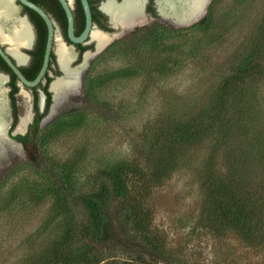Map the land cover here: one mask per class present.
I'll use <instances>...</instances> for the list:
<instances>
[{
  "label": "trees",
  "instance_id": "obj_1",
  "mask_svg": "<svg viewBox=\"0 0 264 264\" xmlns=\"http://www.w3.org/2000/svg\"><path fill=\"white\" fill-rule=\"evenodd\" d=\"M219 19L212 3L199 22L181 30L212 34ZM157 23L148 25L147 32L137 29L130 39H148L166 55L163 76L175 57L165 35L180 30ZM253 35L233 56L230 71L202 90L201 101L192 99L183 110H161L152 132L142 137L137 157L104 170L94 187L73 194L66 182L75 170L65 169L53 204L62 210L60 233L40 261L29 264H185L181 257L186 254L203 264H264V20ZM102 82L99 74H89V93L107 88ZM16 92H11L14 126ZM45 94L44 111L35 104L32 127L37 131L52 105L48 85ZM68 124L66 119L54 122L46 136H59ZM28 138L30 134L23 137ZM185 165H196L201 200L191 231L177 238L156 222L154 194ZM69 199L82 214L80 227L70 214Z\"/></svg>",
  "mask_w": 264,
  "mask_h": 264
},
{
  "label": "rangeland",
  "instance_id": "obj_2",
  "mask_svg": "<svg viewBox=\"0 0 264 264\" xmlns=\"http://www.w3.org/2000/svg\"><path fill=\"white\" fill-rule=\"evenodd\" d=\"M212 3L221 17L212 34L193 35L168 21L156 22L180 30L179 34L165 35L175 57L163 76L160 66L166 55H160L148 39H130L136 29L129 31L93 53L90 65L82 73V87L68 93L50 121L30 134L25 150H7L4 156L11 152L12 159L5 173L0 171V264L40 261L46 245L55 241L60 233L62 210L53 204L61 193L58 180L66 177L65 169L75 170L66 182L71 194L94 187L104 170L141 154V139L152 132L161 110L168 113L175 106L183 110L190 100L201 101L202 90L214 86L221 75L230 71L233 56L264 20V0ZM148 27L138 29L147 32ZM93 72L102 77V87L108 88L93 92L96 95L89 93L86 86L87 77ZM145 90L147 94L141 96ZM17 98L21 115L24 99ZM65 119L71 124L59 136H46L54 122ZM195 166L177 169L154 194L156 222L177 238L191 231L200 204ZM69 201L70 214L80 227L82 214ZM181 259L185 264L204 263L189 254Z\"/></svg>",
  "mask_w": 264,
  "mask_h": 264
},
{
  "label": "flooded vegetation",
  "instance_id": "obj_3",
  "mask_svg": "<svg viewBox=\"0 0 264 264\" xmlns=\"http://www.w3.org/2000/svg\"><path fill=\"white\" fill-rule=\"evenodd\" d=\"M11 1L13 2L14 6L17 7L18 15L21 18L26 19L30 27V30H31L30 42H28L26 45L22 47H17L18 48L17 51L23 56L22 61L20 62L13 55V53L12 52L11 53L14 56V61L19 64V68L21 72L23 73V75L26 77V79H28L29 81H34L36 77L38 76L42 68L43 62H44L45 52L44 54H42V49L44 48V45H45V50H46L48 34H49L48 24H47V21L37 11L30 8L28 5L23 4L20 0H11ZM28 1L40 7L50 18L53 24V27H54V44H53L54 46H53V52L51 55L49 69L47 73L45 74L43 80L35 87H29L25 84L22 86L20 84L21 81L19 77L13 72V70L8 66V64L5 62V60L0 55V75L5 78L3 82V87L6 89L5 97H6L7 107H8L7 108L8 109V112H7L8 122L4 130V139L6 140V142L4 143L0 142V150H2V155H0V157L2 158L0 160V171L2 173H5V168L7 167V164H9L10 160L12 159L11 152H8L5 156L4 154L7 152V150L11 151L15 149V150H20V152L21 150H25L26 148L25 144L27 142V139H23V137L27 136L28 134H32V132L35 131V129H33L32 127L37 117V112L35 110V104L37 102L40 108V111L41 112L44 111L46 101H47V96L45 94V88L47 87V85L50 87L51 82L57 76L62 75L61 70H60L61 67L59 64L58 53H57L59 44L65 47L72 48L71 46H68L70 43H72V41L69 38V34H68L69 17H68V14L61 0H28ZM65 1L67 2L71 10V13H72L75 36L79 37L84 32L86 28V24H87V17H86V12L84 9L83 2L82 0H65ZM107 1L108 0H88L90 8H91V13H92V29L89 33L88 40L85 41V43L74 44L75 50L73 48L72 49L75 53V56L76 57L78 56V58L76 59L75 57L74 61L70 65L71 68H75L77 64L81 63L82 60L80 62L78 61L80 58L83 59L84 53L86 51L92 50L95 47V45H96L95 48L97 50V42L94 38V35L96 33L99 34L100 36H103V37L105 36L104 38L109 40L108 38L109 36H107L105 33L101 31H104L110 34H114L116 32V30L112 28L113 21L110 15L105 10H103V4H105ZM115 1L117 3H122L124 0H115ZM143 2H145V0H142V5H143ZM157 6L158 5H156L155 0H147L145 4L144 12H142V9H141L142 20H137V19L135 20V21H141L144 23L143 25H140L138 27L152 25L153 23H156L159 20L167 21L166 19H164L163 16L159 14ZM138 27L136 28V30L138 29ZM92 43H94L95 45ZM0 46L4 50L12 48V47H16L14 43L4 41L1 36H0ZM84 47H87V49H85ZM84 72L82 73L84 74ZM83 74L81 75V77L83 76ZM14 75L16 76V78H14ZM15 88H17V92L15 94V97L17 99V105L21 103L17 97L18 96L22 97V92H26L29 95V102L31 101V104H32V105L30 104L31 105L30 112L32 111L33 113V119L31 121V118H32V113H31V118L29 122L26 124V127L24 130H18L17 125L18 123L20 124L21 116L23 114H26L25 108H24L23 114L20 115L18 113V122L14 126L15 113H14L12 100H11V92ZM23 89H25L26 91H24ZM42 93H44L45 95L44 97L42 96ZM7 97L9 99L10 112H9ZM42 104L44 105L42 106ZM43 119L41 120L39 127L42 126L41 123ZM9 138L10 140H8ZM13 140L20 142L22 147L12 142Z\"/></svg>",
  "mask_w": 264,
  "mask_h": 264
},
{
  "label": "bare ground",
  "instance_id": "obj_4",
  "mask_svg": "<svg viewBox=\"0 0 264 264\" xmlns=\"http://www.w3.org/2000/svg\"><path fill=\"white\" fill-rule=\"evenodd\" d=\"M208 2L209 0H157V5L161 15L169 23L173 25L178 23L175 25L177 27H188L197 23L196 21L193 23L192 20L197 18L201 12L203 13ZM141 9L142 0H124L122 3L108 0L103 4V10L110 15L114 25L119 23L125 25L136 19L142 20ZM0 36L4 41L16 45V47L9 48V50L21 62L23 56L17 51V47H22L30 42L31 30L26 19L18 15V9L11 0H0ZM104 37L97 33L94 35L97 42V51H101L110 42ZM57 53L64 76L58 78L52 84L51 90L54 94V105L47 120L51 118L57 106L66 98L68 93L79 89L81 73L93 56V53L88 52L84 56L82 64L71 68L70 65L76 57L73 49L59 44ZM4 80L5 78L0 75V142L3 143L6 142L4 130L8 122L6 89L3 87ZM22 97L26 114L21 116L18 130H24L31 118L29 95L26 92H22ZM12 151L17 152L20 150L14 149ZM0 155H2V150H0Z\"/></svg>",
  "mask_w": 264,
  "mask_h": 264
},
{
  "label": "water",
  "instance_id": "obj_5",
  "mask_svg": "<svg viewBox=\"0 0 264 264\" xmlns=\"http://www.w3.org/2000/svg\"><path fill=\"white\" fill-rule=\"evenodd\" d=\"M20 1L23 4L28 5L30 8L34 9L35 11H37L47 21V24H48L49 34H48V40H47V45H46V50H45V56H44V62H43L42 68H41L38 76L36 77V79L34 81H29L28 79H26V77L21 72V70L19 68V64L14 61V56L9 51V49L4 50L0 46V55L5 60V62L8 64V66L13 70V72L19 77V79L21 81L20 84L22 86L25 84V85H27L29 87H35V86H37L43 80V78H44L45 74L47 73V71L49 69V66H50V60H51V55H52L53 46H54L53 45L54 44V27H53V24H52L50 18L48 17V15L40 7H38L35 4L29 2L28 0H20ZM61 2L63 3V5L65 7V10H66V12L68 14V17H69L68 34H69V38L72 41V43H70L68 46H71L75 50L74 44L85 43V41L88 40L89 33H90L91 29H92V13H91V8H90V5H89L88 0H82L83 5H84V9H85V12H86L87 24H86V28H85L84 32L82 33V35H80L79 37H77V36H75V33H74L73 17H72L71 10H70V8H69V6H68V4H67V2L65 0H61ZM146 2H147V0H145V2H143L142 12H144ZM155 3L157 5V0H155ZM211 3H212V0H209L206 8L203 11V13L201 12L200 15L197 18H195L194 20H192L193 23H194V21L199 22L207 14ZM158 11H159V8H158ZM159 14L161 15L160 11H159ZM112 23H113L112 28L116 30V32L114 34H110V33H106L104 31H101V32L105 33L107 36H109L111 38L110 42L113 41V39H116L118 37H121V36L125 35L127 32L133 31L138 26L144 24L141 21H135V20L134 21H131V22L125 24V25L120 24V23L117 24V25H114V22H112ZM176 24H178V23H176ZM95 47H96V45H95ZM88 52H91V53L96 54L99 51L97 52L96 49H95V51L88 50V51H86L84 53V56ZM84 56H83V59H82L81 63L77 64V66L80 65V64H82V62L84 61ZM77 58H78V56L76 57V59ZM89 65H90V62L87 63V66H89ZM60 70L63 73L62 69H60ZM63 76H64V73L61 76H57L51 82L50 87H49V90L51 92H52V90H51L52 88L51 87H52L53 82L55 80H57L58 78H61ZM79 80H80L79 81V89H80L82 87V77H80ZM23 90L26 91L25 89H23ZM42 96L43 97L45 96L44 93H42ZM7 101H8L9 112H10V105H9V99H8V97H7ZM43 105L44 104H42V106ZM53 105H54V94L52 93V105H51V108H50V112H51V109H52V106ZM50 112H49V114H50ZM31 113H32V111H31ZM49 114L43 119V121L41 123L42 125L44 123H46V121H48L47 118H48ZM32 119H33V113H32L31 121H32ZM18 125H19V123H18ZM18 125H17V127H18ZM8 140H10V138ZM12 142H14L15 144H17V145H19V146L22 147V145H21L20 142H18L16 140H13Z\"/></svg>",
  "mask_w": 264,
  "mask_h": 264
}]
</instances>
